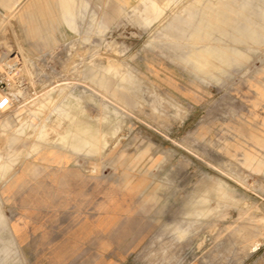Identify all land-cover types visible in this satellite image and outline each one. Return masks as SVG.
Masks as SVG:
<instances>
[{
  "label": "rangeland",
  "instance_id": "rangeland-1",
  "mask_svg": "<svg viewBox=\"0 0 264 264\" xmlns=\"http://www.w3.org/2000/svg\"><path fill=\"white\" fill-rule=\"evenodd\" d=\"M84 1L0 0V264H264V0Z\"/></svg>",
  "mask_w": 264,
  "mask_h": 264
},
{
  "label": "built area",
  "instance_id": "built-area-1",
  "mask_svg": "<svg viewBox=\"0 0 264 264\" xmlns=\"http://www.w3.org/2000/svg\"><path fill=\"white\" fill-rule=\"evenodd\" d=\"M17 71V63L10 64L5 61V56L0 50V115L10 112L13 108Z\"/></svg>",
  "mask_w": 264,
  "mask_h": 264
},
{
  "label": "bare ground",
  "instance_id": "bare-ground-1",
  "mask_svg": "<svg viewBox=\"0 0 264 264\" xmlns=\"http://www.w3.org/2000/svg\"><path fill=\"white\" fill-rule=\"evenodd\" d=\"M87 3H88V1H84L83 2V5L86 7L87 6ZM154 5H158L157 3H153ZM73 8V7H72ZM94 18H95V15H94ZM52 21V20H51ZM97 22L100 24V22L97 20ZM100 26V25H99ZM98 27V26H97ZM122 27V26H121ZM93 30V29H92ZM6 61V60H5ZM10 64H12V63H14V62H16V61H14V60H7ZM117 70V69H116ZM42 129V128H41ZM39 133V132H38ZM43 137V136H42ZM34 144V143H33ZM5 183V182H4ZM6 253V252H5Z\"/></svg>",
  "mask_w": 264,
  "mask_h": 264
},
{
  "label": "crops",
  "instance_id": "crops-1",
  "mask_svg": "<svg viewBox=\"0 0 264 264\" xmlns=\"http://www.w3.org/2000/svg\"><path fill=\"white\" fill-rule=\"evenodd\" d=\"M88 1V0H87Z\"/></svg>",
  "mask_w": 264,
  "mask_h": 264
}]
</instances>
